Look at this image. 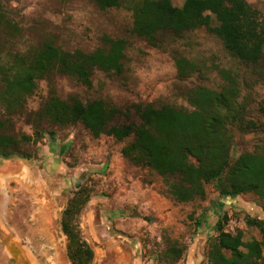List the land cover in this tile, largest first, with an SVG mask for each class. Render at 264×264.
I'll return each instance as SVG.
<instances>
[{
	"label": "rangeland",
	"instance_id": "374dc122",
	"mask_svg": "<svg viewBox=\"0 0 264 264\" xmlns=\"http://www.w3.org/2000/svg\"><path fill=\"white\" fill-rule=\"evenodd\" d=\"M136 1L141 0H122L120 8L101 11L89 0H0V93L2 79L13 73L16 59L31 56L44 45L65 54H89L107 51L109 40L123 42L120 75L95 71L90 87L59 74L36 80L33 93L12 116L0 101V119L10 117L12 135L35 140L21 149L26 159L0 158L1 217L7 230H14L22 246L30 250L35 264H71L60 222L68 202L82 188L89 198L77 223L81 238L95 253L92 264H118L116 260L106 263L104 251L111 258L124 255L119 245L127 256L143 262L151 256L155 264H174V258L165 255L167 249L183 253L187 245L178 240L173 244L168 233L157 227L158 211L164 204L178 210L185 228L181 235H194L200 223H215L225 213L227 222L231 218L242 223L239 231L244 242L261 239L259 231L247 228L245 221H264V195L247 193L222 199L210 184L203 199L176 203L168 192V185L175 180L163 179L121 156V149L132 139L93 138L82 125L58 127L44 118L47 104L55 98L65 103L71 99L82 103L101 100L121 112L123 123L136 121L135 105L170 106L190 112L192 93L198 88L219 91L225 85L220 72L225 71L238 75V102L244 100L245 120L256 126L242 132L232 130L231 160L243 153L264 156V63L241 64L204 28L178 37L164 35L156 46H150L131 34V9ZM244 1L264 20V0ZM172 4L180 8L183 2L172 0ZM216 25L212 21L211 27ZM180 59L194 68L186 78L177 73L176 61ZM20 181L27 182L21 192ZM156 206V211L150 210ZM227 222L224 230L233 234ZM120 235L127 239V247L121 244ZM202 253V264H208L207 242ZM0 264L15 263L0 259Z\"/></svg>",
	"mask_w": 264,
	"mask_h": 264
},
{
	"label": "trees",
	"instance_id": "16d2710c",
	"mask_svg": "<svg viewBox=\"0 0 264 264\" xmlns=\"http://www.w3.org/2000/svg\"><path fill=\"white\" fill-rule=\"evenodd\" d=\"M101 11L120 8L122 0H89ZM134 1V0H131ZM180 8L172 0L133 2L131 34L150 46L161 36H181L199 29L210 30L227 53L246 66L264 63V20L244 0H182ZM212 21L217 24L211 27ZM107 51L89 54H65L44 45L29 57H19L10 76L2 79L0 101L9 116L20 110L35 88V81L59 74L90 87L93 72L120 75L123 71V42L108 41ZM180 78L194 68L185 60L176 61ZM225 85L219 91L198 88L189 99L193 110L187 112L170 106H133L136 121L121 122L124 117L101 100L69 103L52 99L46 106L45 119L53 126L82 125L93 138L106 136L117 142L132 141L121 149V156L132 165L147 168L159 177L175 180L168 192L176 203H189L205 197V187L213 184L222 199H236L253 193L264 195V156L240 154L231 160L232 130H254L255 124L245 120L247 106L240 103L238 75L221 71ZM0 119V158H27L22 147L35 140L16 138L10 132V117ZM53 137L52 134H50ZM89 198L78 189L62 213L61 231L67 240V258L71 264H92L94 253L81 238L77 217ZM227 214L215 224V236L207 240L208 264H264V221L247 219V228L257 229L260 240L243 241L239 230H224ZM176 254L174 249L168 250ZM168 251L165 255H167ZM182 251L179 252V256Z\"/></svg>",
	"mask_w": 264,
	"mask_h": 264
},
{
	"label": "crops",
	"instance_id": "0c3cea01",
	"mask_svg": "<svg viewBox=\"0 0 264 264\" xmlns=\"http://www.w3.org/2000/svg\"><path fill=\"white\" fill-rule=\"evenodd\" d=\"M20 182H21L20 183L21 188L23 185H26L27 183L26 181L24 182L20 181ZM148 209L150 208L148 207ZM2 210H3V205L0 204V259L12 260L10 252L11 253L12 251L15 252L17 247H19L20 250H16V252L20 253V259L18 260L17 264H35L34 262H32V259L30 256V250H27L25 246H22V242L19 239L18 235L14 232V230L12 231L7 230L5 221L1 217ZM150 210L156 211L157 206L154 208H151ZM178 216H179L178 210L167 204H164V206L160 208V211H158L159 223L157 227L160 229V232L161 231L167 232L173 244H175L174 242L175 240H178V241H183V243L187 245L186 251L184 250L181 256H179V252H177L176 254L172 253L171 255V252H169L168 251L169 249H167L168 253L166 257L174 258L175 260L174 264H202L205 260L204 255L202 253L204 245L206 244L208 239H210L211 237L215 235L214 225L216 224L218 219L215 221V223L214 222L212 223L208 222V223H203V224L200 223V225L196 229L193 230L194 235H190L189 234L190 232H188L187 235H181L183 226L181 225V221ZM154 224L155 223H153L152 225ZM92 226L95 227V222ZM118 237L121 239L120 241L121 244L127 247V244L124 242L127 239L121 235ZM159 241H160V238H159ZM118 247L120 251L123 252L122 254L124 255H121V254H119L118 256L113 255L112 257L114 258H111L108 252L106 253V251H104L105 259L109 260V261L106 260L105 261L106 263L114 262V260H116L118 264H155L154 258L151 256L148 257L145 262H143L140 258H137L133 255L127 256L126 253H124V250L122 249V247L120 245ZM94 259H95V253H94L93 260ZM112 259L113 261H111Z\"/></svg>",
	"mask_w": 264,
	"mask_h": 264
},
{
	"label": "built area",
	"instance_id": "2783aa9c",
	"mask_svg": "<svg viewBox=\"0 0 264 264\" xmlns=\"http://www.w3.org/2000/svg\"><path fill=\"white\" fill-rule=\"evenodd\" d=\"M227 227L230 232H235L236 229L241 230L243 225L240 221L237 222L236 220H232L231 218H229L227 222Z\"/></svg>",
	"mask_w": 264,
	"mask_h": 264
},
{
	"label": "water",
	"instance_id": "95a60500",
	"mask_svg": "<svg viewBox=\"0 0 264 264\" xmlns=\"http://www.w3.org/2000/svg\"><path fill=\"white\" fill-rule=\"evenodd\" d=\"M16 247H17V246H16ZM16 250H20V248L17 247ZM16 250H15V252L12 251V253H11L10 250H9V252H10V254H11V257H12V260L14 261L15 264H17V263H18V260L20 259V253H19V252H16ZM16 257H18V258H16ZM31 263H32V262H31Z\"/></svg>",
	"mask_w": 264,
	"mask_h": 264
},
{
	"label": "bare ground",
	"instance_id": "6f19581e",
	"mask_svg": "<svg viewBox=\"0 0 264 264\" xmlns=\"http://www.w3.org/2000/svg\"><path fill=\"white\" fill-rule=\"evenodd\" d=\"M20 190L23 191V189L21 188V186H20V189H18V191L21 192Z\"/></svg>",
	"mask_w": 264,
	"mask_h": 264
}]
</instances>
